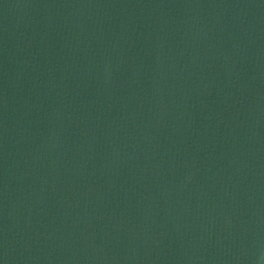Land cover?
Returning <instances> with one entry per match:
<instances>
[{"label":"water","instance_id":"1","mask_svg":"<svg viewBox=\"0 0 264 264\" xmlns=\"http://www.w3.org/2000/svg\"><path fill=\"white\" fill-rule=\"evenodd\" d=\"M0 264H264V0H0Z\"/></svg>","mask_w":264,"mask_h":264}]
</instances>
